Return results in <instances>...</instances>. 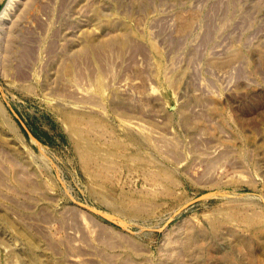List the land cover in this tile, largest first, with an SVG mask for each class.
<instances>
[{"label": "rangeland", "instance_id": "374dc122", "mask_svg": "<svg viewBox=\"0 0 264 264\" xmlns=\"http://www.w3.org/2000/svg\"><path fill=\"white\" fill-rule=\"evenodd\" d=\"M5 8L0 264H264V0Z\"/></svg>", "mask_w": 264, "mask_h": 264}, {"label": "bare ground", "instance_id": "6f19581e", "mask_svg": "<svg viewBox=\"0 0 264 264\" xmlns=\"http://www.w3.org/2000/svg\"><path fill=\"white\" fill-rule=\"evenodd\" d=\"M11 1H12V0H9V3H10ZM7 10H8V8H5L4 10H2V12L0 13V20H1L4 16H6V14H7ZM26 47H28V46H26ZM24 49L26 50V49H28V48H24ZM92 50H93V49H92ZM94 50H95V49H94ZM95 51H97V50H95ZM95 51H94V52H95ZM92 52H93V51H92ZM94 52H93V55H96V54L98 55V53L95 52L96 54H94ZM99 52H101V51L99 50ZM100 54H101V53H100ZM30 55H31V54H30ZM28 56H29V55H28ZM25 57H26V55H25ZM84 58H85V57H84ZM84 58L82 59L83 61H84ZM95 58H96V57H95ZM98 58H99V57L97 56V60H98ZM23 59H24V58H23ZM79 59H80V58H79ZM25 60H26V59H25ZM74 60H77V59L75 58ZM74 60H73V61H74ZM95 60H96V59H95ZM78 62L80 63V61H78ZM77 64H78V63L75 64V67H76ZM80 65H81V64H80ZM78 67L80 68V66H78ZM74 69H76V68H74ZM81 69H82V68H81ZM81 69H80V70H81ZM71 70H72V69H71ZM77 70H78V68L76 69V71H77ZM80 70H79V72H80ZM94 70H95V69H94ZM77 72H78V71H77ZM23 74H25V73H23ZM80 74H81V73H80ZM25 76H26V74H25ZM25 76H24V77H25Z\"/></svg>", "mask_w": 264, "mask_h": 264}, {"label": "water", "instance_id": "95a60500", "mask_svg": "<svg viewBox=\"0 0 264 264\" xmlns=\"http://www.w3.org/2000/svg\"><path fill=\"white\" fill-rule=\"evenodd\" d=\"M20 121V123H21V125H22V127H23V129L25 130V132L30 136V138L33 140V141H35L36 143H39V140L31 133V131L27 128V126L21 121V120H19ZM205 196H207V194L206 195H202V196H200L198 199H201V198H203V197H205Z\"/></svg>", "mask_w": 264, "mask_h": 264}]
</instances>
